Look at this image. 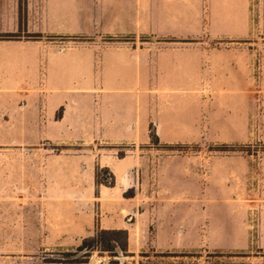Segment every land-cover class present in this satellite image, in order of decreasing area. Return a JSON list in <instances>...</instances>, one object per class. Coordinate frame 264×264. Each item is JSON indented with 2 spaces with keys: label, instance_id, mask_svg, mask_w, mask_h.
Masks as SVG:
<instances>
[{
  "label": "crops",
  "instance_id": "crops-1",
  "mask_svg": "<svg viewBox=\"0 0 264 264\" xmlns=\"http://www.w3.org/2000/svg\"><path fill=\"white\" fill-rule=\"evenodd\" d=\"M29 6L33 33L41 37L0 39V115L18 121L19 136L83 146L51 154L50 161L71 163L73 183L98 198L100 228H126L131 254L124 256L134 257L149 246L132 221L140 217L136 145L150 141L151 131L159 142L197 135L203 90L249 87L250 53L237 42L247 35L249 0H33ZM9 16L2 10L0 21ZM123 144L133 147L119 155ZM97 167L111 170L113 185H97ZM259 243L264 249V226Z\"/></svg>",
  "mask_w": 264,
  "mask_h": 264
},
{
  "label": "rangeland",
  "instance_id": "rangeland-1",
  "mask_svg": "<svg viewBox=\"0 0 264 264\" xmlns=\"http://www.w3.org/2000/svg\"><path fill=\"white\" fill-rule=\"evenodd\" d=\"M32 3L0 0V12L10 15L0 21V39L41 37L34 35L35 25L29 22ZM261 8V0H249L247 35L237 40L250 53L249 87L203 90L197 135L158 143L141 140L136 145L141 158L135 187L140 217L132 221L144 229L149 246L134 257L120 255L121 262L259 264L263 260L259 243V227L264 226ZM206 18L204 33L210 31ZM13 118L0 115V264H60L50 260L75 249L84 238L71 234L86 229L92 235L100 228L98 198L87 196L85 186L73 183L74 169L66 159L50 161L51 154H69L83 146L56 143L49 136H19ZM42 122L48 133V113L43 112ZM95 145L99 143L91 144ZM117 147L120 154L133 146ZM154 240L176 246L156 248ZM110 260L109 254L94 251L82 264H109Z\"/></svg>",
  "mask_w": 264,
  "mask_h": 264
},
{
  "label": "trees",
  "instance_id": "trees-1",
  "mask_svg": "<svg viewBox=\"0 0 264 264\" xmlns=\"http://www.w3.org/2000/svg\"><path fill=\"white\" fill-rule=\"evenodd\" d=\"M13 35V33H7ZM34 35H39L35 34ZM151 140L158 143L159 138L154 131H151ZM121 152L119 155H123ZM115 178L111 170L107 167H97L96 183H105L113 185ZM94 251L107 253L111 256L109 264L121 263L118 258L120 255H129V235L126 228L105 229L99 228L94 234L83 238L82 242L75 249L63 251L60 258H54L50 261L60 264H82L89 261Z\"/></svg>",
  "mask_w": 264,
  "mask_h": 264
}]
</instances>
